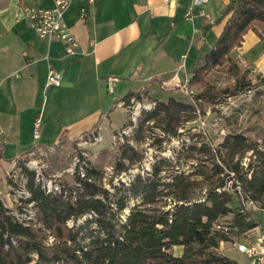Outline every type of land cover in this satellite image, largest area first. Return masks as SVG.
Wrapping results in <instances>:
<instances>
[{"label": "trees", "instance_id": "obj_1", "mask_svg": "<svg viewBox=\"0 0 264 264\" xmlns=\"http://www.w3.org/2000/svg\"><path fill=\"white\" fill-rule=\"evenodd\" d=\"M219 21L222 32L207 51L199 50L190 72L193 102L161 101L146 89L116 101L134 97L154 105L140 113L130 137L117 141L111 175L104 169L109 151H102L94 162L82 160L83 173L70 177L72 184L49 191L39 179L48 178L37 177L23 160L37 147L13 161L22 183L11 188L7 177L12 206L0 196V264H238L221 245L245 242L259 225L251 211L264 214V130L257 140L230 131L217 142L187 130L175 159L149 160V168L133 146L161 148L184 136L203 105L264 91V74L253 81L231 58L247 34L264 41V0L233 1ZM223 66L233 83L216 88L206 77ZM246 201L255 209L246 210Z\"/></svg>", "mask_w": 264, "mask_h": 264}, {"label": "crops", "instance_id": "obj_2", "mask_svg": "<svg viewBox=\"0 0 264 264\" xmlns=\"http://www.w3.org/2000/svg\"><path fill=\"white\" fill-rule=\"evenodd\" d=\"M233 1L205 0L196 6L193 0H97L94 12L83 20L75 2L63 16L78 45L76 54L69 56L63 42L38 38L23 17L22 6L49 9L50 0H8L0 8V174L11 169L9 162L33 150L26 151L36 118L44 127L47 105H40V98L52 88L46 87L49 70L62 75L60 86L50 90L57 113L96 107L95 114L103 115L113 108L112 100L129 92L146 89L155 98V86L180 99L176 89L162 83L176 74L189 79L190 69L181 73L186 54L192 62V51L199 52L209 35L214 37L206 51L215 43L224 27L221 15ZM189 11L191 18L186 17ZM108 77L117 80L114 93L120 99L107 92ZM94 126L100 131L96 122ZM13 152L20 155L12 158Z\"/></svg>", "mask_w": 264, "mask_h": 264}, {"label": "rangeland", "instance_id": "obj_3", "mask_svg": "<svg viewBox=\"0 0 264 264\" xmlns=\"http://www.w3.org/2000/svg\"><path fill=\"white\" fill-rule=\"evenodd\" d=\"M7 1L8 0H0V8L6 4ZM213 37L212 34L206 39V43L201 49L203 53L206 51V48L211 45ZM192 52H194V55H192V62H190L191 56H189L188 52L186 54L187 60H185V65L186 62L187 65L181 73H183V71L187 72V69L192 70L194 63H196L199 52ZM231 58L239 61L240 65H242V70H245V68L249 69L251 71L249 76L254 81V77L257 73L264 74V41L258 42L253 34H248L242 46L232 51ZM225 68L226 67L223 66L209 73L206 77L207 82L214 85L216 88L230 86L233 83V79L228 77ZM136 87L137 85L134 84L133 89ZM52 89H54V87L49 89L48 94L44 92V95L40 98V105L42 102H44V105H47L43 118L45 129L44 127L42 129L43 124L41 123L40 138L38 140L33 138L31 145L27 147L26 151L33 149V147L38 144H47L50 145V147L45 148L38 146L31 154L24 156L23 160L27 161L25 163L27 167L32 170L36 169L35 171L40 172L41 175H44L46 178H53L54 176L61 175L60 177H55L54 180L58 184L65 186L66 184L73 183V179L70 178L71 176H69L66 170L73 165L75 159L94 162L98 160L99 154L102 151H109V155H107L108 163L105 165L104 169L107 174L111 175L113 172L111 163L114 160L112 154L117 148L115 136L118 134L121 128L120 126L126 122L125 112L115 106L116 100H112L113 108H109V110L105 112L103 110V115L102 113L95 114L96 112H94V109L96 107L91 109L83 108L82 111L79 110L76 112L73 110L62 112V109H60L59 111L61 112L57 113L51 104L52 98L50 90ZM192 89L196 91V88ZM260 90L261 91L253 90L235 97L227 98L218 105H203L202 112L204 114L200 113L201 115L198 120L188 123L185 126L184 130H182L185 131L184 136L181 137V139H172L166 142L161 148L133 144V146L143 154V162L141 165L145 168H149L147 161L151 160L149 162H153L156 158L160 157L175 159L182 141L187 138V136H185L187 135V130L190 131V134H198V132L203 131L212 138H215V142L221 140V138L230 131L244 132L245 135L252 140H257L261 130H264V91H262V89ZM175 92L179 95L178 98L184 101L187 100L179 90ZM151 93L153 97L159 100H167L169 97V94L161 91L157 86L152 88ZM114 94L116 99L121 98L118 92ZM108 115L109 118L104 119V117L106 118ZM95 122L100 128V141L88 140L92 139V133L98 127L94 126ZM113 129L118 130L113 132ZM63 135L65 136L64 138H62ZM86 139L88 141L84 142L83 140ZM19 155L20 152H13L11 157L16 158ZM171 162L170 169H176L174 162ZM9 164L12 166L10 167L11 169L0 174V188L2 189L0 196L7 206H12L11 198L8 196L9 188L7 187V189H5L7 177L9 178L8 180L14 183L11 188H18L22 183V176L19 174L20 172L18 170L14 172V162H9ZM120 177L125 179L124 174ZM106 180L108 179L106 178ZM3 183H5V185H2ZM104 184L108 187L107 181H104ZM251 216L259 225L253 231V235L251 234L246 239L250 241L249 243H256L258 239L264 238V214L254 210L251 211ZM221 250L225 256L236 260L238 264H248L247 258L237 250L235 245L224 243V245H221ZM175 254H179L178 249L175 250Z\"/></svg>", "mask_w": 264, "mask_h": 264}, {"label": "built area", "instance_id": "obj_4", "mask_svg": "<svg viewBox=\"0 0 264 264\" xmlns=\"http://www.w3.org/2000/svg\"><path fill=\"white\" fill-rule=\"evenodd\" d=\"M167 3L171 0H161ZM205 0H193L194 5H200ZM51 7L49 9H41L33 6H22L21 11L23 17L27 20L30 29L37 35L40 39L46 40H58L64 43L65 53L69 56H73L77 51V43L74 37L71 35L69 28L66 26L63 20L65 12L74 5L75 2L79 4V18L83 20L88 14L94 12L97 5V0H50ZM193 12H187L186 17L191 18ZM185 57H183L184 60ZM62 75L55 72L54 70H49L46 77V87H59L61 84ZM116 79L108 77L106 79V88L109 94L114 93V84ZM164 87L179 90L188 101L193 102V97L196 94L192 88H188V77L181 78L179 75L172 76L168 81L162 83ZM151 101L137 100L132 97L126 101L117 102V108L122 109L126 114V126L121 127L118 134H116V140L123 142L125 140V132L128 130V126L131 125V119L134 118V113L139 111L140 106H144V103H150ZM41 119L38 117L35 119L33 124V138L38 140L40 138V128ZM99 130L92 133V139L90 141H100ZM83 140L84 142L88 141ZM84 169V161L78 159V165H71L66 172L69 176L74 174H82ZM36 170V169H34ZM37 172V177H41V173ZM61 175L49 178L50 181L57 183L54 178L60 177ZM246 210L255 209V205L250 202H244ZM237 250L242 253L248 260V264H264V238H260L256 243H245L236 244Z\"/></svg>", "mask_w": 264, "mask_h": 264}, {"label": "bare ground", "instance_id": "obj_5", "mask_svg": "<svg viewBox=\"0 0 264 264\" xmlns=\"http://www.w3.org/2000/svg\"><path fill=\"white\" fill-rule=\"evenodd\" d=\"M153 105L154 104L150 102V103H144V106L139 107V111H136V113H134V118L131 119V125L128 126V130L127 132H125L126 137H130L133 134L140 113L143 111H149L153 107ZM73 165H78V159L74 160ZM39 179H41L44 182L45 187L48 188L49 191L52 189L58 190V184L54 183V181H50L49 178L48 179L39 178Z\"/></svg>", "mask_w": 264, "mask_h": 264}]
</instances>
